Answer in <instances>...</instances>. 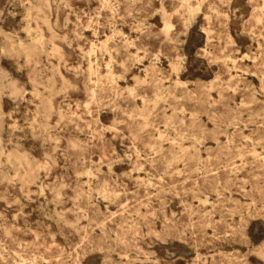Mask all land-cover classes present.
<instances>
[{
  "label": "rangeland",
  "instance_id": "374dc122",
  "mask_svg": "<svg viewBox=\"0 0 264 264\" xmlns=\"http://www.w3.org/2000/svg\"><path fill=\"white\" fill-rule=\"evenodd\" d=\"M21 263L264 264V0H0Z\"/></svg>",
  "mask_w": 264,
  "mask_h": 264
},
{
  "label": "bare ground",
  "instance_id": "6f19581e",
  "mask_svg": "<svg viewBox=\"0 0 264 264\" xmlns=\"http://www.w3.org/2000/svg\"><path fill=\"white\" fill-rule=\"evenodd\" d=\"M20 5V4H19ZM78 48V47H77ZM108 54V53H107ZM117 83V82H116ZM88 91V90H87ZM121 93H122V91H121ZM152 103V102H151ZM157 103V102H156ZM96 106V105H95ZM254 116V115H253ZM169 117V116H168ZM259 118V117H258ZM56 119V118H55ZM58 121V120H57ZM125 122V121H124ZM127 122V121H126ZM165 122V121H164ZM164 125V124H163ZM46 127V126H45ZM45 129V128H44ZM32 131V130H31ZM49 131V130H48ZM55 141H56V139H55ZM11 143V142H10ZM13 143V142H12ZM41 144V143H40ZM164 148V147H163ZM41 149V148H40ZM52 152H53V150H52ZM52 154V153H51ZM56 166V165H55ZM59 174V173H58ZM32 181V180H31ZM33 183V182H32ZM38 186V185H37ZM40 192V191H39ZM7 203V202H6ZM108 245V244H107ZM41 262H43V261H41ZM22 264V263H21Z\"/></svg>",
  "mask_w": 264,
  "mask_h": 264
}]
</instances>
